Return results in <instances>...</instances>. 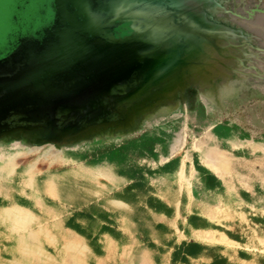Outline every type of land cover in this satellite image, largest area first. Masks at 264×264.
Listing matches in <instances>:
<instances>
[{"label":"rangeland","instance_id":"rangeland-1","mask_svg":"<svg viewBox=\"0 0 264 264\" xmlns=\"http://www.w3.org/2000/svg\"><path fill=\"white\" fill-rule=\"evenodd\" d=\"M218 47L210 68L264 72ZM239 96L213 125L0 164V264H264V94Z\"/></svg>","mask_w":264,"mask_h":264},{"label":"water","instance_id":"water-1","mask_svg":"<svg viewBox=\"0 0 264 264\" xmlns=\"http://www.w3.org/2000/svg\"><path fill=\"white\" fill-rule=\"evenodd\" d=\"M46 1L48 18L0 53V147L61 154L166 137L177 124L213 125L240 90L264 94V72L208 66L218 46L242 48L248 70L264 64L255 0Z\"/></svg>","mask_w":264,"mask_h":264},{"label":"flooded vegetation","instance_id":"flooded-vegetation-1","mask_svg":"<svg viewBox=\"0 0 264 264\" xmlns=\"http://www.w3.org/2000/svg\"><path fill=\"white\" fill-rule=\"evenodd\" d=\"M15 5L11 9L8 18V27L5 29L0 40V53L12 47L16 41L25 36L31 35L32 31L38 26L39 22H43L48 18L50 7L46 0H14ZM222 3L228 8L235 5L233 0H222ZM263 1L259 0L252 9H260ZM243 6V3H241ZM71 5H69V8ZM71 13H75L76 8H70ZM77 18L82 19L81 15ZM10 25V26H9ZM115 32L117 28L114 29Z\"/></svg>","mask_w":264,"mask_h":264},{"label":"bare ground","instance_id":"bare-ground-1","mask_svg":"<svg viewBox=\"0 0 264 264\" xmlns=\"http://www.w3.org/2000/svg\"><path fill=\"white\" fill-rule=\"evenodd\" d=\"M38 148H27V147H23L21 146L20 144H13V145H10V146H7L6 147V150L4 151L5 153H0V164L2 166H5L6 169H8L9 167L8 166H15L16 163H15V160L16 158L20 157V156H24L25 154L27 153H30L34 150H36ZM9 153V157H6L4 155H7L6 153ZM57 152H52L50 149L44 151V153L42 154L43 157H47L48 155H52V154H55ZM3 155V156H1ZM15 159V160H14ZM18 163V162H17ZM5 167H3L2 169H5ZM31 168V167H30ZM1 170V168H0Z\"/></svg>","mask_w":264,"mask_h":264}]
</instances>
